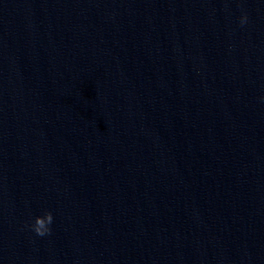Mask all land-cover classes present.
<instances>
[{
  "label": "clouds",
  "instance_id": "clouds-1",
  "mask_svg": "<svg viewBox=\"0 0 264 264\" xmlns=\"http://www.w3.org/2000/svg\"><path fill=\"white\" fill-rule=\"evenodd\" d=\"M247 20V16L241 17V24H244ZM53 222V215L51 212H44L43 215L36 216L34 222L31 225V229L38 236H45L51 232L50 225Z\"/></svg>",
  "mask_w": 264,
  "mask_h": 264
}]
</instances>
